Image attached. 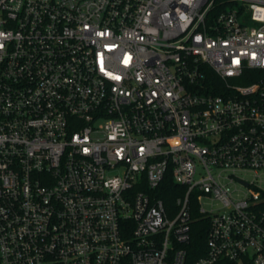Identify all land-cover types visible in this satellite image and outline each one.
<instances>
[{
    "label": "built area",
    "instance_id": "1",
    "mask_svg": "<svg viewBox=\"0 0 264 264\" xmlns=\"http://www.w3.org/2000/svg\"><path fill=\"white\" fill-rule=\"evenodd\" d=\"M264 264V0H0V264Z\"/></svg>",
    "mask_w": 264,
    "mask_h": 264
},
{
    "label": "trees",
    "instance_id": "2",
    "mask_svg": "<svg viewBox=\"0 0 264 264\" xmlns=\"http://www.w3.org/2000/svg\"><path fill=\"white\" fill-rule=\"evenodd\" d=\"M197 217L191 226V239L186 245L188 256L187 264L193 263L197 258L203 255L207 249V234L209 222L206 218Z\"/></svg>",
    "mask_w": 264,
    "mask_h": 264
}]
</instances>
